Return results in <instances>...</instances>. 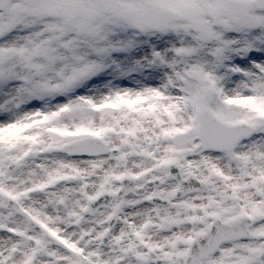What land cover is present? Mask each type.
<instances>
[{
  "label": "snow or ice",
  "instance_id": "6c2138e0",
  "mask_svg": "<svg viewBox=\"0 0 264 264\" xmlns=\"http://www.w3.org/2000/svg\"><path fill=\"white\" fill-rule=\"evenodd\" d=\"M0 264H264V0H0Z\"/></svg>",
  "mask_w": 264,
  "mask_h": 264
}]
</instances>
